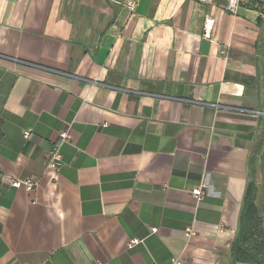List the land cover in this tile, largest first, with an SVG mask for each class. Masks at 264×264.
Listing matches in <instances>:
<instances>
[{
    "label": "crops",
    "instance_id": "crops-1",
    "mask_svg": "<svg viewBox=\"0 0 264 264\" xmlns=\"http://www.w3.org/2000/svg\"><path fill=\"white\" fill-rule=\"evenodd\" d=\"M225 6L0 0V264H233L264 4Z\"/></svg>",
    "mask_w": 264,
    "mask_h": 264
},
{
    "label": "trees",
    "instance_id": "trees-1",
    "mask_svg": "<svg viewBox=\"0 0 264 264\" xmlns=\"http://www.w3.org/2000/svg\"><path fill=\"white\" fill-rule=\"evenodd\" d=\"M260 147L250 156L249 180L239 216L238 230L231 247L233 264H264V194L258 192V184L264 186V176L257 180L258 171L264 175V154ZM263 203H259V197Z\"/></svg>",
    "mask_w": 264,
    "mask_h": 264
},
{
    "label": "built area",
    "instance_id": "built-area-1",
    "mask_svg": "<svg viewBox=\"0 0 264 264\" xmlns=\"http://www.w3.org/2000/svg\"><path fill=\"white\" fill-rule=\"evenodd\" d=\"M251 3V4H264V0H226V10L230 13L237 14L239 9L242 5ZM129 9L133 12L135 10L136 4L134 2L128 3ZM209 25V23L207 24ZM24 136L26 138H29L31 136L30 131L24 132ZM69 140L68 134L62 133L60 135V141L51 149L50 151V161L48 168L53 171H58L62 166V155H61V146L63 143L67 142ZM13 187L20 188L21 186H24L28 191H31L34 187V184L27 180V181H15L13 182ZM194 195L198 198H201L203 195V192L201 189L195 190ZM189 235L192 234V230H188ZM140 241L134 240L131 242V245H137ZM171 264H183V262L179 258L173 259Z\"/></svg>",
    "mask_w": 264,
    "mask_h": 264
},
{
    "label": "rangeland",
    "instance_id": "rangeland-1",
    "mask_svg": "<svg viewBox=\"0 0 264 264\" xmlns=\"http://www.w3.org/2000/svg\"><path fill=\"white\" fill-rule=\"evenodd\" d=\"M260 187H261V186L259 185V187H258V188H259V189H261Z\"/></svg>",
    "mask_w": 264,
    "mask_h": 264
}]
</instances>
